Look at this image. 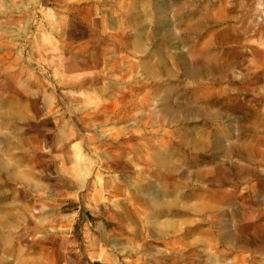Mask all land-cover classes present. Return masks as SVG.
I'll use <instances>...</instances> for the list:
<instances>
[{"label":"rangeland","instance_id":"374dc122","mask_svg":"<svg viewBox=\"0 0 264 264\" xmlns=\"http://www.w3.org/2000/svg\"><path fill=\"white\" fill-rule=\"evenodd\" d=\"M0 264H264V0H0Z\"/></svg>","mask_w":264,"mask_h":264}]
</instances>
